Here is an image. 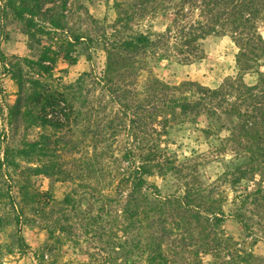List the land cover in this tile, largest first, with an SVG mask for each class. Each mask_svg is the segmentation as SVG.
<instances>
[{"label": "rangeland", "instance_id": "obj_1", "mask_svg": "<svg viewBox=\"0 0 264 264\" xmlns=\"http://www.w3.org/2000/svg\"><path fill=\"white\" fill-rule=\"evenodd\" d=\"M132 2L69 0L68 26L83 35L99 37L105 28L112 31L109 26L118 9L124 14ZM169 22L168 14L150 10L136 16L130 27L132 31H160ZM260 31L264 36V20L260 22ZM67 36L60 31L39 35L41 44L33 42L30 48L23 22L5 5V0H0V52L7 57L6 64L0 62V161L4 160L6 150L13 160L0 163V264H146L141 245L138 246L143 240L141 229L137 217L131 216L135 207L129 204L141 157L151 149L157 151L152 145L158 143L159 153L168 159L166 165L174 163L175 168L164 175L155 169L153 175L146 176L150 185L156 184L166 195L177 193L186 180L194 187L199 180L213 181L217 185L216 196L219 189L224 190L227 211L232 208L230 202L235 193L224 181L219 185L214 180L240 159L231 162L232 146L220 151L222 142L218 137H225L227 131L207 136L204 128L211 122L205 113L190 114L163 126L160 118L150 115L152 104H146L145 111L138 110L139 122H130V117L136 120L134 108L126 112L99 81L106 63L101 42L94 44L92 60H88L84 45L77 46L72 53L77 56L75 62L59 58L49 78L41 77L24 60L37 59L43 44L61 45V39ZM201 48L203 57L191 63L146 57L152 72L144 71L128 86L133 102L137 96L152 94L148 89L152 75L170 85L194 81L217 87L236 73L238 47L230 35H210L201 41ZM86 72L89 74L85 75ZM18 74L26 88L30 87L32 77L49 79L52 85L65 90V85L74 84L67 91L71 92L77 116L59 130L29 125L23 118L11 122L10 106L19 95ZM78 80H82L80 86ZM246 81L254 83L256 76L247 75ZM191 87L183 92L189 94ZM42 134L50 135L52 147L54 140L60 141L53 153L39 156L21 152L29 149L28 142ZM44 164L53 165L55 173L48 176L30 171ZM24 191L29 194L26 200ZM138 196L140 199L141 192ZM143 206L140 204L138 210ZM221 226L226 235L237 241L236 247L243 255V251H253L262 258L253 264H264V224L250 234L227 215ZM180 236L179 232L174 244L178 250L182 248ZM168 241L167 251L171 247V240ZM183 249L177 260L173 258L175 264H194V255L187 245ZM213 259L206 254L203 264H212ZM238 262L246 264L240 258Z\"/></svg>", "mask_w": 264, "mask_h": 264}, {"label": "trees", "instance_id": "obj_2", "mask_svg": "<svg viewBox=\"0 0 264 264\" xmlns=\"http://www.w3.org/2000/svg\"><path fill=\"white\" fill-rule=\"evenodd\" d=\"M68 4L69 0H5V5L23 22L30 48L34 46L33 42L41 44L39 35L49 36L59 31L68 35L65 40L61 39V45L43 44L37 59L24 58L37 74L51 77L59 58L75 62L77 56L72 53L79 45H84L88 60H92L91 50L95 43L101 42L106 51V63L99 81L126 112L128 108H134L132 114L136 120L130 117V122H139L138 110L145 111L146 104H152L150 115L160 118L163 126L190 114L205 113L211 122L204 128L207 136L227 131L225 137H218L222 142L220 151L232 146L231 162L240 159L214 180L219 185L224 181L235 193L230 202L232 208L227 211L224 190L219 189L216 196L214 188L217 185L213 181L199 180L194 187L186 180L179 193L166 195L156 184L150 185L146 176L153 175L155 169L164 175L165 171L175 168L174 163L166 165L168 159L159 153L158 143L152 145L158 148L157 151L151 149L141 157L129 204L135 207L131 216L137 217L141 229L143 240L138 246L141 245L146 264H175L186 245L194 255V264H203L206 254L214 258L212 264H239L238 258L246 264L262 260L253 251H243V255L236 247L237 241L226 235L221 225L227 215L250 234L254 233L255 227L264 224V36L260 31L264 0H133L124 14L118 9L114 23L109 26L112 31L105 28L99 37L83 35L68 26L67 12L71 8ZM150 10L168 14L170 22L165 29L132 31L130 25L134 18ZM210 35H230L234 40L238 47L234 75L227 76L217 87L194 81L170 85L152 75V84L148 85L152 94L137 96L133 102L128 86L144 71L152 72L146 57L194 62L203 57L201 41ZM6 61V55L0 52V62L6 64ZM17 66L21 71L20 63ZM247 75H255L256 81L247 82ZM17 76L19 95L10 106L11 122L23 118L29 125L59 130L77 116L71 92L67 91L74 84L65 85V90L52 85L49 79L32 77L30 87L26 88L21 74ZM81 81H77L78 86ZM190 86V93H184ZM51 142L50 135L42 134L39 139L28 142L29 149L21 152L39 156L53 153L60 141L54 140L55 147ZM4 155L1 164L13 162L9 150ZM30 171L48 176L55 173L50 164L32 167ZM27 196L28 192L24 191V200ZM140 204H144L141 211L138 210ZM179 232L181 250L174 245ZM168 240H171V247L167 251Z\"/></svg>", "mask_w": 264, "mask_h": 264}]
</instances>
